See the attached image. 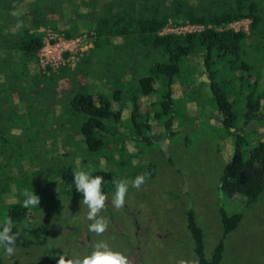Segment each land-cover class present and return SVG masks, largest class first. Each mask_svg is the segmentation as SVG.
<instances>
[{
  "label": "trees",
  "instance_id": "1",
  "mask_svg": "<svg viewBox=\"0 0 264 264\" xmlns=\"http://www.w3.org/2000/svg\"><path fill=\"white\" fill-rule=\"evenodd\" d=\"M13 4L22 6L24 12L19 18L24 27L17 31H13L17 18L10 15L15 10ZM70 9L77 13L79 23L88 27L86 32L71 25L68 17ZM48 16H56L68 24V29L62 31L65 38L89 31L94 33L92 47L95 52L90 50L83 55L87 68L82 65V58L73 71L59 67L55 73L47 76L41 74L36 53L43 39L39 29ZM240 20H248L247 33L226 28L228 24ZM168 21L202 26V29L182 34H160ZM106 47L109 52L104 53ZM190 58L197 59L196 67L189 64ZM183 67L186 77L194 71L206 78L212 105L221 117L218 123L228 134H234L232 155L223 166L219 179L220 193L227 198L240 196L247 205L254 203L264 192V141L256 142L248 151L243 148L246 141L241 130L238 132L235 128L233 106L236 101L243 102L245 122L258 114L264 120V88L260 95H255L260 85L258 82L264 76L261 75L264 69V0H0V197L10 193L11 182L25 186L29 180V177H17L12 173L20 172L21 164L28 160L22 159L25 155L32 166L31 175L41 178L45 187L53 185L55 180L69 186L74 184L70 167L64 165V169L53 172L50 171L51 167L40 165V162L50 159L52 152L49 149L39 152L36 146L45 143L38 140L47 125L45 118L50 113L41 101L30 100L33 89L44 98L41 84H49L59 76L74 74L78 70L83 71L88 79V85H84L85 91L68 95L67 105L71 112L67 120L69 126L64 128L62 122L55 119V128L64 146H67V136L76 134L80 136L85 153L98 154L104 148L103 138L108 134L105 122L110 118L115 123L119 122L120 110L112 111L110 101L100 95H92L90 85L97 81L106 84L113 80V101L119 103V107L123 106V97L131 101L129 123L133 125L132 138L137 141L139 137L141 142H145L147 138L141 137L139 131L148 128V118L147 114L137 112V96L157 97L158 112L155 116L165 117L163 127L169 132L170 126L175 123L173 115L176 107L171 98V87L180 81L178 78ZM134 69H146L148 74L139 76L135 96L128 82L123 81L125 87L117 76L120 73L122 77ZM5 105L11 107L2 111ZM72 121L75 122L74 126ZM122 139L108 140L113 149H117L121 147ZM25 149L31 154L25 153ZM61 156L64 160L68 155L65 153ZM123 160L113 163L122 168L128 164V159ZM134 173H128L126 179H130V174L134 176ZM97 175L109 180L107 186H112L114 177L109 171L93 174ZM35 185L40 188L37 182ZM65 192L82 198L75 188ZM49 196H44L47 212L37 226L31 224L30 210L22 206L25 197H16L17 200L9 206L8 217L13 224L21 226L20 231L15 227L12 229L13 233H20L16 247L46 244L50 220H57L61 210L59 204L46 200ZM185 213L186 227L198 264H219L223 251L222 239L237 227L242 215H227L223 209H219L222 238L207 260L194 214L191 210Z\"/></svg>",
  "mask_w": 264,
  "mask_h": 264
},
{
  "label": "rangeland",
  "instance_id": "2",
  "mask_svg": "<svg viewBox=\"0 0 264 264\" xmlns=\"http://www.w3.org/2000/svg\"><path fill=\"white\" fill-rule=\"evenodd\" d=\"M76 15L73 9L69 10L71 25L86 32L88 27L81 25ZM41 29L62 32L68 29V24L64 20H58L56 16H48ZM90 50L95 52L93 47L86 52ZM104 50V53L109 52L107 47ZM83 55L80 57L83 58L81 63L87 68ZM189 64L196 67L197 59L190 58ZM183 70L184 67L178 78L180 81L171 87V98L176 107L173 115L175 123L170 126L169 132L163 127L165 117L155 116L158 112L157 97L137 96L136 110L140 114H147L148 118V128L139 131L141 137L147 138V143L141 142L139 137L137 141L132 138L133 125L129 123L131 101L123 97L122 107L113 101V80L106 84L102 81L92 83V95H100L110 101L112 111L120 110L119 122L115 123L111 118L105 122L108 133L106 137L111 141L123 137V143L117 149H113L106 137L103 138L104 148L98 154L85 153L80 136L76 134L67 136V146H64L55 128V119L62 122L64 128L69 126L67 120L71 117V112L67 105L68 95L85 91L83 89L84 85H88L87 76L82 75L83 73L77 75L78 71L74 76H61L49 84H41L40 89L47 99L41 98L33 89L30 99L34 102L41 101L50 113L45 118L47 125L44 124L45 129L38 140L45 143L36 146L39 152L48 149L52 152L50 159L40 162V165L51 167L50 171L53 172L66 166L73 172L83 169L92 175L109 171L114 177L113 183L112 186H107L109 180H104L102 189L105 190L102 191L108 200L100 213L108 221V228L99 236L90 232L88 226L92 221L87 219V206L83 205L82 198L77 194L68 195L65 192L75 188V185L69 186L55 180L53 185L45 187L41 178L31 175L32 166L29 165V157L25 155L22 159L28 160L25 159L21 164L20 172L12 173L17 177H29V180L25 186L21 183L10 184L11 193L0 197V229L3 228L5 218H8L9 206L18 197H24L25 190L33 191L41 201L39 206L29 209L33 226L41 224L47 212L48 205L45 204L44 196L50 195L46 200H53L61 206V210L57 220H50L45 245L16 247L15 254L11 257L5 256L4 249L0 248L1 264H57L60 255L68 259L90 255L99 241L106 242L111 250L124 254L129 264H180L181 261L198 264L186 227L185 212L191 210L194 214V222L202 234L204 257L208 260L213 248L222 238L219 209H223L227 215H242L237 227L222 239L223 251L219 264H264V192L254 203L248 205L240 196L227 198L220 193L219 179L223 166L232 155L234 134H228L218 123L221 117L212 105V98L205 84L206 78L194 71L186 77ZM262 74L264 75V69L261 70ZM120 75L117 74L120 83L126 87L123 81L128 82L127 85L132 88L135 96L139 76L148 74L146 69H134L122 77ZM262 78L255 95H260L264 88V76ZM13 101L17 103L16 97ZM10 107L5 105L2 111ZM243 107V102H235L234 124L238 132L241 130L246 141L243 148L248 151L256 142L264 141V120L258 114L245 122ZM137 121L136 117L135 122ZM74 124L72 121L73 126ZM162 143L165 144L164 151L161 150ZM25 153L30 152L25 149ZM65 153L68 156L62 160L61 155ZM127 159L128 164L122 168L113 163L117 160L125 162ZM131 171L135 173L134 176L130 174L129 180L146 174V182L140 190L130 187L125 197V206L117 211L111 205L115 183L125 179ZM36 182L40 188L35 185ZM14 227L20 231L19 224L15 223Z\"/></svg>",
  "mask_w": 264,
  "mask_h": 264
},
{
  "label": "clouds",
  "instance_id": "3",
  "mask_svg": "<svg viewBox=\"0 0 264 264\" xmlns=\"http://www.w3.org/2000/svg\"><path fill=\"white\" fill-rule=\"evenodd\" d=\"M13 11L10 15L17 18L13 31L20 30L24 27L23 21L19 18L23 16L22 6L13 4ZM147 175H138L133 180L120 179L115 183V193L111 200V205L117 211L125 206V197L129 188L140 190L145 184ZM73 183L78 193L82 194V203L87 206V219L92 221L88 230L96 235H102L108 228V221L100 216L102 210L105 209L108 197L102 191L104 178L102 176H93L91 172L78 169L73 172ZM25 199L22 206L26 209L34 208L40 205V197L35 195L33 191L25 190L23 192ZM13 221L10 217L5 218L2 231H0V248L4 249L5 256L11 257L16 251V241L19 232L13 233ZM57 264H129L128 258L118 251L110 249L104 241H99L94 245L90 255L82 258L68 259L64 255H60ZM180 264H186L181 261Z\"/></svg>",
  "mask_w": 264,
  "mask_h": 264
},
{
  "label": "built area",
  "instance_id": "4",
  "mask_svg": "<svg viewBox=\"0 0 264 264\" xmlns=\"http://www.w3.org/2000/svg\"><path fill=\"white\" fill-rule=\"evenodd\" d=\"M248 20L232 22L226 28L234 31L247 32ZM202 26L180 24V21H168L160 34H182L199 31ZM43 33L42 46L36 53L37 64L41 74L55 73L59 67H67L73 70L80 57L89 49H92L94 33L88 32L81 35L65 38L60 31L39 29Z\"/></svg>",
  "mask_w": 264,
  "mask_h": 264
},
{
  "label": "crops",
  "instance_id": "5",
  "mask_svg": "<svg viewBox=\"0 0 264 264\" xmlns=\"http://www.w3.org/2000/svg\"><path fill=\"white\" fill-rule=\"evenodd\" d=\"M40 29H41V28H40ZM72 71H73V70H72ZM78 71H79V70H78ZM78 71H76V72H78ZM76 72H75V73H76ZM75 73H74V74H70V75L67 74V75H63V76H64V77H67V76L70 77V76H74ZM82 73L84 74L83 71H79V72L77 73V75L82 74ZM83 74H82V75H83ZM59 77H61V76H59ZM59 77H57V78H59ZM30 100H32V99H30ZM56 116H57V114H56ZM11 184H13V183L11 182ZM10 190H11V189H10ZM10 193H11V191H10Z\"/></svg>",
  "mask_w": 264,
  "mask_h": 264
},
{
  "label": "water",
  "instance_id": "6",
  "mask_svg": "<svg viewBox=\"0 0 264 264\" xmlns=\"http://www.w3.org/2000/svg\"><path fill=\"white\" fill-rule=\"evenodd\" d=\"M164 146H165V144L162 143V144H161V150H162V151L165 150V147H164Z\"/></svg>",
  "mask_w": 264,
  "mask_h": 264
}]
</instances>
